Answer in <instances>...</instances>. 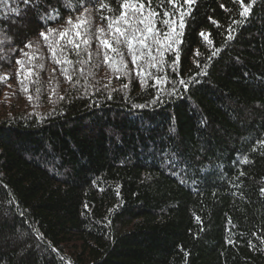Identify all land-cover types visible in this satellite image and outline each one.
<instances>
[{"label": "trees", "instance_id": "trees-1", "mask_svg": "<svg viewBox=\"0 0 264 264\" xmlns=\"http://www.w3.org/2000/svg\"><path fill=\"white\" fill-rule=\"evenodd\" d=\"M67 3L0 0V264H264V0H179L175 71L165 40L133 65L106 35L119 0ZM84 8L80 47L53 43ZM159 77L189 91L133 108Z\"/></svg>", "mask_w": 264, "mask_h": 264}, {"label": "snow or ice", "instance_id": "snow-or-ice-1", "mask_svg": "<svg viewBox=\"0 0 264 264\" xmlns=\"http://www.w3.org/2000/svg\"><path fill=\"white\" fill-rule=\"evenodd\" d=\"M195 0H183V3L191 6ZM167 3L172 5L173 8H176V13H171L169 11H165L163 16H161L160 12L156 11L152 5L153 0H119L120 12L119 15H115L113 17H101V19L108 20V32L106 35H111L113 41L117 44H124L128 49L129 55L132 57L133 65L138 64V60L141 58L142 53H137L136 48L139 47L142 50H151V45L148 43V38L151 36L155 43H159L160 39L165 40L167 43L165 44V49L169 52H173L176 56V60L172 61V68L175 71V65L179 62V50L174 48V45L182 43L179 39H177L182 33L179 29H182L185 26V17L190 15L189 12L183 9V5L179 8L177 5L179 4V0H167ZM84 0H68L66 7L69 8L70 11H75L77 8H83ZM101 8H107L109 12H113V9L105 3L100 4ZM223 7V5H221ZM252 5L250 4L248 7H244L241 11L240 15L244 18H247L250 15V8ZM55 15L49 17L50 20H58L60 19V14L58 10H54ZM90 10L84 8V12L81 13L80 16H77V23L73 25L72 17L69 16L67 19V23L72 25L71 29H65L63 32H59V40L53 41V43H59L60 41H66V44H73L75 48H79L80 44L77 42L82 36H87L92 32V22L89 18L88 20L83 19L84 13L89 12ZM178 14V18H177ZM157 23L163 25V28L156 27ZM83 29V33L80 31ZM56 30L52 28H48V32H40V36L45 40H48L49 34L54 33ZM75 31L76 40H74L71 36V32ZM98 33H104V29H97ZM203 36L204 34L201 33ZM98 42L105 46L106 50L116 51V49L112 48V44L109 43L107 38L100 39L99 36L96 37ZM228 39H232V33L229 32ZM90 39H83L84 45H88ZM209 43H211L209 41ZM65 45L61 46V50ZM25 47H31L30 43H26ZM220 49H216L212 52V56L210 59L218 55ZM56 50L53 49V56H55ZM199 55V52L196 53ZM108 56L107 51L105 54V62H107ZM60 63V61H57ZM16 63L21 65L23 68V62L20 59L16 60ZM198 66V65H197ZM126 67V65H125ZM30 71V70H29ZM137 75L147 76L149 73L144 72L142 68L137 71ZM206 75V74H205ZM20 76V69L17 70V77ZM71 80V77H68ZM147 83V80L144 81ZM168 78L159 77L155 80L154 85L157 88L158 94L156 97L145 104H132L133 108L138 109H146L150 107L162 106L167 104L173 98H181L183 93L189 91L190 82L184 80L181 77H177L175 81L172 82L171 90L166 94L161 93L160 85L167 84ZM192 84L199 83L198 80H192ZM124 87H127L125 85ZM181 89L183 91H181ZM26 90V89H25ZM109 99H111V94H109ZM31 99V97H29ZM63 99V98H62ZM259 144H264V141H258ZM255 150V149H253ZM264 192V189H261ZM87 207V206H86Z\"/></svg>", "mask_w": 264, "mask_h": 264}]
</instances>
